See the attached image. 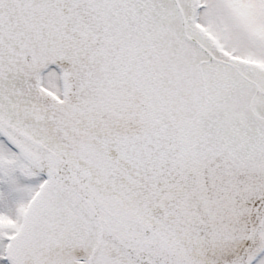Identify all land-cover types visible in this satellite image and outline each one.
<instances>
[{
	"label": "snow or ice",
	"instance_id": "snow-or-ice-1",
	"mask_svg": "<svg viewBox=\"0 0 264 264\" xmlns=\"http://www.w3.org/2000/svg\"><path fill=\"white\" fill-rule=\"evenodd\" d=\"M0 264H264V0H0Z\"/></svg>",
	"mask_w": 264,
	"mask_h": 264
}]
</instances>
